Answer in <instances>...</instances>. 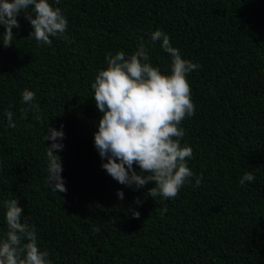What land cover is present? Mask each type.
I'll use <instances>...</instances> for the list:
<instances>
[{
  "label": "trees",
  "instance_id": "obj_1",
  "mask_svg": "<svg viewBox=\"0 0 264 264\" xmlns=\"http://www.w3.org/2000/svg\"><path fill=\"white\" fill-rule=\"evenodd\" d=\"M48 2L68 20L67 41L38 45L22 13L14 45L0 42V239L8 231L3 202L17 197L52 264H264V0ZM155 30L200 65L186 76L195 114L179 125L194 175L169 199L147 196L155 182L119 184L94 147L102 114L91 84L109 53L128 58L142 39L152 66L170 73L172 57L151 41ZM24 89L39 105L27 119ZM61 125L67 191L55 192L45 135ZM249 172L255 181L241 185Z\"/></svg>",
  "mask_w": 264,
  "mask_h": 264
},
{
  "label": "clouds",
  "instance_id": "obj_2",
  "mask_svg": "<svg viewBox=\"0 0 264 264\" xmlns=\"http://www.w3.org/2000/svg\"><path fill=\"white\" fill-rule=\"evenodd\" d=\"M29 7L32 8L30 13ZM22 13L33 29L29 36L34 37L38 45L51 46L50 37L68 40V20L60 7H53L48 0H0V25L4 27L0 42L3 47L14 45L13 28L20 27L17 17ZM151 41H162L161 47L172 57L170 73L164 74L152 66L149 48L142 39L128 58L122 51L106 56L107 67L99 71L91 84L95 105L102 114L94 133V147L101 158L102 169L119 184L138 190L155 182L147 196L169 199L175 198L194 175L186 160L193 156V150L188 145L181 146L185 131L179 125L195 114L186 76L200 65L183 59L162 30L152 32ZM35 96L29 89L22 92V103L28 105L21 109L25 119L28 112L39 110ZM7 119L8 126L15 128L11 111L7 113ZM64 136L63 125L59 130L48 126L45 135V141L52 142L46 146L47 181L55 192L67 191L58 155L64 148ZM202 179V176L197 177L196 184L199 185ZM246 181L254 182V174L245 173L239 183L244 185ZM116 195L124 199L122 190H117ZM135 203L139 205L142 201L136 199ZM3 206L8 231L0 239V264H52L48 251L40 249L35 226L24 215L18 198L5 200ZM129 211L139 219L138 211Z\"/></svg>",
  "mask_w": 264,
  "mask_h": 264
}]
</instances>
